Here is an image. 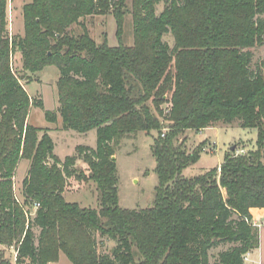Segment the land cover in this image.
Here are the masks:
<instances>
[{
    "label": "trees",
    "instance_id": "trees-1",
    "mask_svg": "<svg viewBox=\"0 0 264 264\" xmlns=\"http://www.w3.org/2000/svg\"><path fill=\"white\" fill-rule=\"evenodd\" d=\"M163 1L32 0L23 7L24 35L11 36L10 0H0V244L17 248L16 264L56 263L61 253L72 264H211L210 251L223 243L234 246L215 264H245L259 247L251 210L264 209V61L253 73L248 50L264 44V0H169L158 14ZM107 14L117 24L116 47L98 44L84 22ZM127 15L132 46L123 42ZM16 53L25 72L58 68L63 128L96 130V148L80 145L61 160L48 131L29 124L31 108L44 104L15 74ZM45 117L58 120L53 111ZM236 121L257 129V150L228 153L220 173L185 178L205 144L189 153L180 136ZM140 132L157 133L158 186L152 207L129 210L119 204L115 155ZM79 159L88 176L73 169ZM23 160L30 167L20 200L14 178ZM72 175L96 184L99 210L66 201ZM97 235L116 244L111 255L99 251ZM0 264L11 263L0 254Z\"/></svg>",
    "mask_w": 264,
    "mask_h": 264
},
{
    "label": "rangeland",
    "instance_id": "rangeland-1",
    "mask_svg": "<svg viewBox=\"0 0 264 264\" xmlns=\"http://www.w3.org/2000/svg\"><path fill=\"white\" fill-rule=\"evenodd\" d=\"M32 0H10L8 6L9 33L11 36L24 35L23 7ZM164 0L157 6V13L160 14L166 7ZM182 4L183 0H176ZM264 19V14L260 16ZM92 38L101 44L107 39L111 47L118 46L117 24L112 14L94 15L84 20ZM76 33L80 27L73 26ZM164 41L171 47H174V38L171 34L164 37ZM123 42L132 46L134 43L133 21L130 15L125 20V29ZM251 53L250 70L256 72L258 66L264 61V44L249 49ZM12 67L20 79L21 84L28 92L29 96L35 102H43L44 109L41 107H32L29 113V124L48 131L55 144V154L64 160L66 157L77 155L76 148L80 145L96 148L97 131L93 130L87 134H81L74 130L63 128L62 119L59 116L57 82L60 73L57 67L49 66L43 71L33 74L23 70V60L20 53H16L12 58ZM168 93L166 97H170ZM164 109V116L171 110L172 104L166 103L161 106ZM46 111L57 113L56 123L47 121ZM165 123V122H164ZM157 137L156 132L147 134L140 132L138 135L125 139L116 151L117 160V187L119 204L124 209L144 210L152 207L156 188L158 186V176L156 173L157 163L152 153V145ZM257 129L241 128L236 121L231 125L218 123L214 127L201 131H186L180 136L179 142L184 141V147L187 152L192 153L199 145L205 144V152L202 153L200 160L183 171L185 178H194L207 171L218 168L222 165L225 156L228 153L247 154L257 150ZM233 149V150H231ZM30 162L23 160L17 168L14 178L15 193L21 198L22 181L28 173ZM74 170L89 175L86 163L79 159L76 162ZM225 193V191H223ZM64 197L69 203H78L82 208L99 210V193L97 186L92 181L79 180L75 175L67 179V185ZM30 217H34L36 210L34 207H28ZM36 236L39 230H34ZM99 242V251L111 255L116 244L107 239L96 236ZM233 244L223 243L210 251L211 264L218 261V255L227 251ZM0 254L5 261L16 264L17 248L8 247L0 244ZM60 264H72L65 255H62Z\"/></svg>",
    "mask_w": 264,
    "mask_h": 264
},
{
    "label": "crops",
    "instance_id": "crops-1",
    "mask_svg": "<svg viewBox=\"0 0 264 264\" xmlns=\"http://www.w3.org/2000/svg\"><path fill=\"white\" fill-rule=\"evenodd\" d=\"M251 214L253 217V225L259 229V247L246 254L245 257L247 260H244V262L245 264H264V209H252ZM62 255L64 254H60L58 262L50 264H60V262L63 260Z\"/></svg>",
    "mask_w": 264,
    "mask_h": 264
},
{
    "label": "built area",
    "instance_id": "built-area-1",
    "mask_svg": "<svg viewBox=\"0 0 264 264\" xmlns=\"http://www.w3.org/2000/svg\"><path fill=\"white\" fill-rule=\"evenodd\" d=\"M39 206H40L39 204H35L34 208L37 209ZM244 260H247L245 256H244Z\"/></svg>",
    "mask_w": 264,
    "mask_h": 264
},
{
    "label": "water",
    "instance_id": "water-1",
    "mask_svg": "<svg viewBox=\"0 0 264 264\" xmlns=\"http://www.w3.org/2000/svg\"><path fill=\"white\" fill-rule=\"evenodd\" d=\"M231 150H233V149H231Z\"/></svg>",
    "mask_w": 264,
    "mask_h": 264
}]
</instances>
